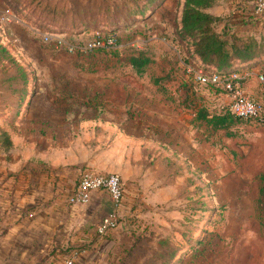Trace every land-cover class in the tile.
Wrapping results in <instances>:
<instances>
[{
    "label": "rangeland",
    "instance_id": "rangeland-1",
    "mask_svg": "<svg viewBox=\"0 0 264 264\" xmlns=\"http://www.w3.org/2000/svg\"><path fill=\"white\" fill-rule=\"evenodd\" d=\"M184 2L140 12L139 0H0V45L30 74L18 104L10 84L20 78L9 80L14 68L0 58V131L50 101L68 112L57 120L134 141L115 172L124 199L103 264H264V125L214 130L196 120L191 104L221 112L229 101L188 71L204 65L179 35ZM227 2L211 10L258 42L251 70L264 72V15L242 20ZM106 29L120 50H72ZM140 52L153 60L142 74L129 62Z\"/></svg>",
    "mask_w": 264,
    "mask_h": 264
},
{
    "label": "crops",
    "instance_id": "crops-1",
    "mask_svg": "<svg viewBox=\"0 0 264 264\" xmlns=\"http://www.w3.org/2000/svg\"><path fill=\"white\" fill-rule=\"evenodd\" d=\"M255 2L228 0L227 5L243 20L255 16ZM212 7L208 12L223 17ZM244 89L253 98L264 97L254 77ZM43 103L41 110L11 120L14 129L0 131V264H64L74 252L75 264H103L109 239L98 234L97 226L113 209L110 196L95 191L88 205L73 204L70 196L85 167L120 172L122 162L135 154L134 141L121 133L114 139L113 133L96 134L94 123L78 117L57 120L56 114L68 112L53 109L54 102Z\"/></svg>",
    "mask_w": 264,
    "mask_h": 264
},
{
    "label": "trees",
    "instance_id": "trees-1",
    "mask_svg": "<svg viewBox=\"0 0 264 264\" xmlns=\"http://www.w3.org/2000/svg\"><path fill=\"white\" fill-rule=\"evenodd\" d=\"M139 1L140 5L139 3L134 5L141 12L155 6L161 0ZM214 2L215 0H185L181 19V29L179 32L180 37L192 43L194 54L198 61L204 65V69L210 70L214 67L230 68L227 71H221L223 73L251 69L253 61L258 57V42L254 38L236 31L232 23L231 25L230 23L228 24L224 21L223 17L215 16L208 12L207 10L213 6ZM131 4L132 2L129 3V5ZM221 27L222 30H220ZM109 31L110 30L106 29L98 36H115L119 44L120 37ZM120 49L121 48H115L110 50L117 51ZM0 58L14 68L15 75L9 76V80L16 81L20 78L21 83L18 88L14 87L15 84H10V86L14 88L13 90L18 94V104H22L26 97L29 96L28 87L30 74L3 45H0ZM152 61V58L144 52H140L129 58L130 64L139 74H142ZM155 81L156 83H160L161 79L156 78ZM201 85L208 87L213 93H225L222 88L214 85ZM191 107L194 108L196 112V119L202 121L214 130L228 129L236 122L249 121L235 117L230 112L229 106L227 110L221 112H211L207 106H202V104L198 105L196 102L194 105L191 104ZM8 141L7 139V144Z\"/></svg>",
    "mask_w": 264,
    "mask_h": 264
},
{
    "label": "built area",
    "instance_id": "built-area-1",
    "mask_svg": "<svg viewBox=\"0 0 264 264\" xmlns=\"http://www.w3.org/2000/svg\"><path fill=\"white\" fill-rule=\"evenodd\" d=\"M10 14H3V18ZM254 15H264V0H256L254 5ZM115 36H97L87 45L72 46V50H88L95 48L115 49L119 48ZM188 71L200 84H211L222 88L230 98V112L237 118L249 120L264 125V97L256 99L246 93L245 83L253 77L262 84L264 96V72H255L251 69L236 70L228 73L218 71L215 67L207 70L204 68H189ZM105 190L108 192L113 204V209L105 215L97 226L100 235H106L110 231L118 228L120 209L124 199V188L122 181L117 173L104 174L91 168H84L80 173V178L76 190L70 196L73 204L88 205L95 191ZM77 253H73L66 259L64 264H75Z\"/></svg>",
    "mask_w": 264,
    "mask_h": 264
}]
</instances>
